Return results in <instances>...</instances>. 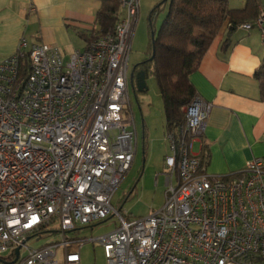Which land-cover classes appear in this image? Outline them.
<instances>
[{"label":"built area","instance_id":"1","mask_svg":"<svg viewBox=\"0 0 264 264\" xmlns=\"http://www.w3.org/2000/svg\"><path fill=\"white\" fill-rule=\"evenodd\" d=\"M117 1L113 32L93 27L85 50L65 56L21 38L0 60V264H80L87 242L106 264H264V159L208 175L193 145L211 105L197 97L166 133L162 207L144 218L113 209L136 153L129 60L140 10V0ZM240 28L264 32V13ZM110 216L112 232L68 239ZM43 233L62 240L27 245Z\"/></svg>","mask_w":264,"mask_h":264},{"label":"crops","instance_id":"2","mask_svg":"<svg viewBox=\"0 0 264 264\" xmlns=\"http://www.w3.org/2000/svg\"><path fill=\"white\" fill-rule=\"evenodd\" d=\"M245 4L246 0L228 1L231 9ZM98 9L95 0H0V60L16 52L21 38L56 46L65 56L85 50L93 27L98 29ZM260 11L264 13V0ZM227 40L229 47L223 52ZM263 61L264 32L238 28L229 33L225 26L189 77L196 97L211 105L202 136L193 145L199 159L205 151L204 167L210 176L237 174L253 158L264 159V100L254 77Z\"/></svg>","mask_w":264,"mask_h":264},{"label":"trees","instance_id":"3","mask_svg":"<svg viewBox=\"0 0 264 264\" xmlns=\"http://www.w3.org/2000/svg\"><path fill=\"white\" fill-rule=\"evenodd\" d=\"M95 1L99 3L95 15L98 34L112 33L120 11L118 1ZM228 1L163 0L150 13L149 56L133 67L132 74H143L146 79L151 72L163 104L166 133L183 126L184 110L196 97L189 77L198 70L203 56L221 29L228 25V32L233 33L240 26L253 23L259 15L260 0H246L242 9L229 8ZM162 6L167 8L166 14L159 29L155 30L151 23ZM91 39L89 37L86 41L90 43ZM228 47L229 40L222 44V51L226 52ZM150 58L152 61H149ZM254 77L264 100V61ZM206 158L203 150V157L200 158L203 166Z\"/></svg>","mask_w":264,"mask_h":264},{"label":"rangeland","instance_id":"4","mask_svg":"<svg viewBox=\"0 0 264 264\" xmlns=\"http://www.w3.org/2000/svg\"><path fill=\"white\" fill-rule=\"evenodd\" d=\"M162 1L140 0L139 18L131 44L129 73L134 66L148 59L149 16L154 7ZM166 9L162 6L154 16L151 26L155 30L159 29L165 17ZM145 85L146 92L138 91L136 79H133L129 86V112L137 126L138 146L134 162L111 201L113 209L120 215H129L133 218H144L159 210L164 204L163 161L164 157L170 154L166 142L163 104L151 72L145 79ZM143 132H145L144 138H142ZM147 145L150 148L148 152ZM117 227V216H110L92 229L90 227L81 228L69 233L67 237L77 241L96 238L112 232ZM61 240L59 234L43 233L39 240L37 238L31 239L27 245L30 248L38 249L46 244L59 243ZM80 257V264H106L101 247L95 243L83 244L80 248Z\"/></svg>","mask_w":264,"mask_h":264},{"label":"water","instance_id":"5","mask_svg":"<svg viewBox=\"0 0 264 264\" xmlns=\"http://www.w3.org/2000/svg\"><path fill=\"white\" fill-rule=\"evenodd\" d=\"M167 1V0H165ZM152 39H153V32H152ZM154 57V53L152 54V58ZM152 58L149 59V61H152ZM133 69V68H132ZM133 79V74L131 72L130 74V80H131V83H132V80ZM137 89L139 92H146L147 91V88H146V85H145V76L143 74H138L137 75ZM18 251H16V254H17Z\"/></svg>","mask_w":264,"mask_h":264},{"label":"flooded vegetation","instance_id":"6","mask_svg":"<svg viewBox=\"0 0 264 264\" xmlns=\"http://www.w3.org/2000/svg\"><path fill=\"white\" fill-rule=\"evenodd\" d=\"M131 72H132V69H131L130 73H131ZM136 73H137V72H136ZM138 74H139V73H137L136 75H138ZM136 75H135V74L133 75V79H136V81H138ZM133 79H132V80H133ZM130 81H131V80H130ZM131 84H132V83H131Z\"/></svg>","mask_w":264,"mask_h":264}]
</instances>
